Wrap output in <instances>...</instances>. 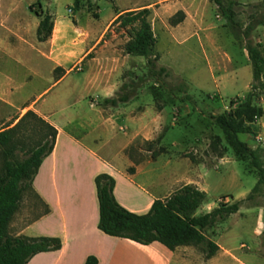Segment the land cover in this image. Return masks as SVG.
Instances as JSON below:
<instances>
[{
	"label": "crops",
	"instance_id": "crops-1",
	"mask_svg": "<svg viewBox=\"0 0 264 264\" xmlns=\"http://www.w3.org/2000/svg\"><path fill=\"white\" fill-rule=\"evenodd\" d=\"M85 1L91 8H97L95 16L100 17L97 0ZM113 1L116 8L104 27L94 35L88 31L89 45L83 52L51 45V70L54 73L57 67L64 69L62 77L52 85L64 82L72 73L68 67L76 63L83 64L85 79L70 81L63 92L49 101L40 102L47 88L34 100L25 99L16 105L8 96L7 81L0 78L2 107L22 109L19 117L32 109L58 130L54 149L43 159L32 182L34 192L47 211L20 225L16 235L58 237L62 247L40 252L27 264H84L91 255L97 257L98 264H190V260L197 257L196 246L193 245H182L172 250L158 241L143 244L112 236L99 227L100 206L96 186L99 174L107 173L114 177V196L120 205L134 213L145 214L156 199L167 198L184 184L192 183L207 192V168H218L217 162L222 161L221 157L215 159V166H211L203 160L191 159V168L185 173L175 172L173 157L165 154L169 151L163 145V139L169 128L177 123L176 117L168 123L165 105L158 108L154 99L136 104L139 94L117 106L102 104L103 99L116 95L125 81L124 71L138 56L126 54L124 46L117 48L111 45L106 34L114 20L128 11L149 8V18L153 22L169 21L182 11L184 18L164 31L167 38L172 42L185 43L197 37L204 52L223 55L231 62L226 51L227 26L217 30L211 22L207 14L211 0ZM245 1L237 0V5ZM60 18H56L53 34L48 39L54 44L57 39L63 40L68 36L67 26ZM79 30L83 31L81 27ZM10 34L20 38L24 35L18 29H12ZM155 36L157 40L159 34L155 33ZM252 39L264 46V24L254 30ZM243 52L250 60L246 48ZM251 84L247 85L248 91ZM159 137L160 142L152 143ZM181 153L176 157H184ZM198 165H204L206 171L201 173ZM212 205L208 204L211 210ZM255 210V214L264 221V206ZM214 238L211 239L220 246L218 252L221 253L225 247ZM214 260H217V254L204 262L213 264Z\"/></svg>",
	"mask_w": 264,
	"mask_h": 264
},
{
	"label": "rangeland",
	"instance_id": "rangeland-1",
	"mask_svg": "<svg viewBox=\"0 0 264 264\" xmlns=\"http://www.w3.org/2000/svg\"><path fill=\"white\" fill-rule=\"evenodd\" d=\"M97 3L100 17L95 16L97 8L88 9L86 6L80 11H73V0H0V78L7 81L8 96L16 105L25 99L34 100L47 88L49 89L40 102L49 101L63 92L70 81L85 79L83 64L76 63L68 67L72 73L64 82L52 85L57 76H62L64 69H57L53 73L52 62L49 60L50 49L51 45H55L83 52L89 45L88 31L92 35L100 31L110 13L115 10L113 0H97ZM32 4L34 6L30 8ZM208 8L207 14L211 22L217 30H222L225 19L218 6L212 2ZM235 9L238 21L245 27L253 17L264 15V0H246L236 5ZM37 11L42 14L49 12L54 23L56 18L61 17L67 26L66 39L59 38L55 44L50 40L40 42L37 38V24L43 16L38 15ZM150 22L154 32L159 34L155 45V53L159 56L158 65L167 67L169 75H158V68L152 72L147 58L136 56L137 60L131 63L129 69L145 78L137 91L140 97L136 104L154 99L158 108L166 106L169 124L176 117L177 124L169 128L163 139V145L169 151L165 154L173 157L175 172L185 173L191 168V159L203 160L207 165L215 166V159L222 158V161L217 162L218 168H207L205 182L208 200L198 208L196 214L209 212L211 209L208 204H213L214 208L220 202L245 199L257 183V170L249 161L238 159L225 140L219 142L217 151L211 147L215 139L223 136L221 128L215 123V115L228 110L231 100L244 97L248 91L247 85L253 80L251 62L243 52L244 44L226 28V51L230 62L223 55L204 52L197 37L190 38L185 43L170 41L164 32L171 25L170 20ZM80 27L83 31L79 30ZM12 29L20 30L23 37L11 35ZM129 29L114 24L106 34V40L111 41L114 47H123L130 38ZM79 64L82 65V70L77 69ZM124 79L130 81L132 78L127 76ZM183 84H186L185 88ZM258 104L264 110V94L258 98ZM21 110H7L0 105V129L13 123ZM251 126L254 132L240 133L239 138L264 161V113ZM25 151H17L19 159L27 156ZM179 152L184 157H176ZM3 163V148L0 146V172ZM197 169L201 173L206 171L204 165H198ZM258 199L260 205L246 202L237 213L206 230L209 238L215 236L214 239L225 247L221 253H216L217 260L213 264H264V221L255 214V208L264 206V186ZM44 210V205L32 189L28 188L10 223L9 232L16 235L20 225L37 218ZM195 249L197 257L191 259L190 264H206L204 260L208 259L205 252L200 247Z\"/></svg>",
	"mask_w": 264,
	"mask_h": 264
},
{
	"label": "trees",
	"instance_id": "trees-1",
	"mask_svg": "<svg viewBox=\"0 0 264 264\" xmlns=\"http://www.w3.org/2000/svg\"><path fill=\"white\" fill-rule=\"evenodd\" d=\"M211 1L218 6L220 14L225 19V25L244 44L253 70V81L247 94L244 97H237V100H231L228 110L215 115V123L221 128L223 136L215 139L211 147L217 151L218 144L223 139L234 150L238 159L249 161L258 172L255 187L245 199L220 202L211 211L196 214L198 208L206 201L207 193L196 185L188 183L167 198L156 199L148 213L137 214L126 209L116 200L113 176L102 173L96 177L100 206L99 227L106 234L129 238L143 244L158 241L172 250L182 245H193L200 247L207 259L215 256L220 246L207 236L206 230L237 213L246 202L250 205H260L258 196L264 186L263 159L239 138L240 133L254 132L251 124L264 113L262 106L258 104V98L264 94V46L252 39L253 31L264 24V15L253 17L244 27L237 18L238 13L235 9L237 0ZM39 3L38 1L37 4ZM33 6L34 4L30 8ZM86 6L91 8L85 0H73L71 9L80 11ZM150 13L149 8L128 11L120 14L112 25L119 24L121 27L130 28V38L124 45L126 54L147 58L152 72L158 68V75L167 76L168 68L159 66L157 62L159 56L155 53L156 36L149 20ZM37 14L43 16L37 28V38L43 42L52 36L54 21L49 12L42 14L37 11ZM184 16L185 14L179 11L170 18V23L176 25ZM57 69L60 68H55V73ZM127 76L132 79L124 81L114 97L103 99V105L117 106L137 96V91L145 82V78L138 76L131 69L124 72V78ZM61 77L56 78L59 80ZM182 86L185 88L186 84ZM15 120L17 122L14 121V124L11 123L0 129V146L4 155L0 172V264H27L40 252L58 250L62 247V241L58 237H30L12 235L9 232L10 223L25 191L31 188L36 195L32 187L33 178L43 159L53 151L58 134L54 125L32 109ZM26 139H29V142H26ZM160 140L161 137L152 143H158ZM18 150L25 151L27 156L19 159ZM84 264H98V259L91 255Z\"/></svg>",
	"mask_w": 264,
	"mask_h": 264
},
{
	"label": "built area",
	"instance_id": "built-area-1",
	"mask_svg": "<svg viewBox=\"0 0 264 264\" xmlns=\"http://www.w3.org/2000/svg\"><path fill=\"white\" fill-rule=\"evenodd\" d=\"M77 69H78V70H82V65H80V64L77 65Z\"/></svg>",
	"mask_w": 264,
	"mask_h": 264
}]
</instances>
